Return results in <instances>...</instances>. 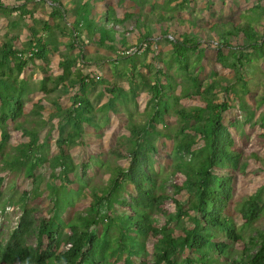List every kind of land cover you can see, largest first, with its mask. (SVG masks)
<instances>
[{"label": "trees", "instance_id": "trees-1", "mask_svg": "<svg viewBox=\"0 0 264 264\" xmlns=\"http://www.w3.org/2000/svg\"><path fill=\"white\" fill-rule=\"evenodd\" d=\"M256 1L241 14L244 22L235 23L228 17L226 22L218 21L204 29L192 19L190 28L180 29L179 11H186L191 0H166L165 10L172 13L136 18L138 28H143L139 39L131 41L133 31L118 28L135 15L118 16L109 5L101 10L108 0H0V16L9 21L11 30L4 32L0 44V155L4 157L9 150L14 131L22 130L29 137L17 146L12 160L4 163L9 174L0 176V186L6 179L13 178L12 182L18 173L34 186L32 191L24 190L16 200L10 196L4 203L17 201L23 213L10 240L0 246V264H264V230L255 226L264 215V186L239 206L242 226L230 211L234 172H244L249 158L263 164L264 158L244 144L237 146L231 128L238 120H226L236 104L247 109L236 84L248 94L244 69L264 58V33L255 25L264 17V0ZM40 4L51 9L47 19L36 16ZM111 23L113 26H109ZM156 24L161 32L154 37ZM24 28L29 37L18 46L16 41ZM58 36L68 41L64 43L66 51L59 54L61 72L55 76L50 71V56L59 50ZM158 38L169 43L171 60L161 59ZM152 40L157 44L154 50ZM88 43L106 47L115 55L105 60L89 55ZM209 47L216 51L217 64L236 72L232 80L214 69L207 81L200 78L205 69L202 61L210 62L206 56ZM142 50L152 51L153 62L159 65L154 67L149 61L137 66ZM193 55L200 67L190 74ZM109 60L116 67L115 76H102L89 69L92 65L102 69ZM38 61L44 65H38ZM174 62L185 73L180 81L170 73ZM125 63L126 67L120 69ZM37 66L42 74L39 90L44 95L33 107L39 113L46 101L55 108L51 118H58L57 153L53 155L45 153L49 136L41 141L36 125L17 127L26 114L25 97L32 92L26 95L28 81L20 75ZM137 80L150 95L145 123L130 119L126 128L129 133H122L111 151L128 162L125 166L108 163L110 179L106 183L92 181L88 175L92 162L75 163L70 149L86 145L84 138L89 130L97 137L102 135L94 111L104 97L107 101L103 108L115 114L128 99L137 104ZM125 82L128 88L123 86ZM178 87L181 92L177 94ZM67 96L69 103L64 108L62 101ZM182 98L197 104L189 109L180 107ZM263 105L264 97L257 106ZM167 115L176 118L177 130L168 129ZM251 115L254 113L246 122ZM258 122L264 130V111ZM160 123L162 129L157 127ZM167 139L174 142V163L157 167L153 156L161 153ZM47 165L51 178L60 183H48L49 216L38 221L37 207L29 202L38 195L36 186L43 181L37 172ZM223 170L226 174L220 173ZM169 182L172 193L167 188ZM84 190L91 194V202L84 211H77L71 192L79 195ZM4 194L0 191V201ZM171 201L176 206L174 213L167 209ZM69 209L73 216L67 220L64 214ZM246 229L247 241L243 233ZM33 236L35 245L28 240ZM238 241H244L245 246L241 256L235 258ZM66 244L70 248L66 249ZM226 256L227 261H223Z\"/></svg>", "mask_w": 264, "mask_h": 264}, {"label": "rangeland", "instance_id": "rangeland-1", "mask_svg": "<svg viewBox=\"0 0 264 264\" xmlns=\"http://www.w3.org/2000/svg\"><path fill=\"white\" fill-rule=\"evenodd\" d=\"M165 1L166 0H108V3L102 4L103 7L102 9H100L104 10L106 6L109 5L112 11L118 16L122 17L128 13L134 14L135 18L128 20L124 24V26H120V28L118 29L120 31H133L129 39L131 41H137L139 39L140 30L143 27L141 26L140 28H138V25L140 23H137L136 18H145L149 16L152 17V14L158 15L159 13L170 15L172 11L165 10ZM256 2V0H191V4L186 6V11H179L178 17L180 18V20L177 25L180 29L187 27L190 28V21L194 19L195 23L198 24V27L207 29L211 24L215 22H226L228 17H231L235 23L244 22L245 20L240 18L241 14L246 8L253 6ZM50 11L51 9L47 4H40L36 7V16L39 19H47L48 13ZM12 15L15 16V13H13ZM8 22L9 21L7 19H5L3 16H0V44L3 39L2 36L4 32L11 31L8 27ZM36 24L39 23L37 22ZM255 25L261 33H264V17L261 19V24L256 23ZM109 26H113V24L111 23L109 24ZM154 27L156 29V34L154 35V37H157L161 32V26L156 24L154 25ZM171 29L173 28L171 27ZM206 34L208 35V33ZM28 35L29 33L27 29L24 28L19 34V39L17 41L18 44L21 45V43L27 41L29 37ZM212 37L214 38V36ZM158 40L160 44L158 49H161V59L168 61L171 60L172 56L169 43L163 38H158ZM67 41L68 40L66 38L58 36L57 43L59 44V50L51 54L50 56V59L52 61L50 71L55 76L61 72L60 68L58 67V61L60 59L59 54L66 51V46L64 45V43ZM86 41H88V39ZM152 42L151 49L154 50L157 47V44L155 43L156 40H152ZM233 42L236 45L237 41L235 39H233ZM87 54L93 55L94 57L101 56L103 60H105L106 57H113V55H115L111 53V51H109V49H107L106 47L100 48L92 43H88ZM206 54L210 62L202 61L201 63L205 67L204 71L200 73V78L202 80L207 81V75L213 69L217 70L218 73H220L222 76H225L229 80H232V78L235 77L236 72L224 69L220 64L216 63L215 49L209 47ZM154 55L155 54L152 51H140L136 59L137 66L141 65V63L143 62L151 61L153 63V66L157 67V65H159V62H153ZM192 59L193 60L191 61V67L188 73L195 74L198 71L200 64H198V62L196 63V56L193 55ZM37 63L38 65H44L43 61H38ZM127 64L128 63L122 64L120 69H124ZM102 66V69H100L92 65L91 67H89V69L95 70L99 75L108 77L116 73V67L113 66L110 60L106 61ZM153 66L151 65V72L154 70ZM244 70L245 77L248 82L247 88L249 89V93L246 95L243 94L240 84H236V88L239 90V95L241 97H244L247 103V109L242 110L241 108H238V104H236V106L232 108L226 115V120L227 122H231L233 118L238 120V122H236V125L231 128L232 134L236 140V145L241 146L242 144H244L246 148L256 150L260 154V156L264 158V138L260 135L264 134V130L260 127L259 122L256 123L264 111V105L261 108H258L257 106L259 100L264 97V58L257 60V62L255 61L254 63L247 64ZM143 71L147 72V70ZM170 73L171 75L176 77L177 81H180L185 74L179 69V66L176 62H174ZM20 77L26 78L28 81L26 95L29 90L32 92L25 97L24 101L26 105V114L23 115L20 120H18L19 122H17V127H26L30 124L36 125L37 129L39 130V138L41 141H45L49 136V145L45 149V153H47L48 151V153H50L51 155L56 154L57 146L55 141L58 138L59 133L57 129L58 118H51V113L55 111V108L46 101L44 103L42 101L44 109H42L39 113L36 112L38 108L33 107L36 103L40 102L41 98L44 95L39 90V80L42 77L40 68H38V66L29 68L22 75H20ZM140 81L141 80H137L134 83L135 87H137L136 90L139 92L136 100L137 104L128 99L127 102H123L125 107L121 106V112L119 114H115L113 113V111L103 108V105L107 101V97H104L101 102L98 103L99 105H95L94 111L96 113L98 122L102 126V129H100L102 135L97 137L94 135V131L89 130L87 131V134L84 138L86 145L78 144L77 146L70 149V154L72 155L73 161L75 163L88 160L92 162L91 167L88 171V175L91 177L92 181L99 180L100 182L103 181V183H106L110 179L111 173L107 169L108 163L125 166L128 162L126 158H119L111 151L116 147L119 136L122 133H129L128 129L126 128L130 119L134 120V122H136L137 124L145 123V114H147L148 110L147 102L150 98V95L148 91L145 90V87L141 85ZM123 86L125 88H128L130 85L125 82ZM180 92V88L176 90L177 94ZM68 103L69 97L67 96L62 101L63 107H67ZM196 104L197 103L193 100L182 98L180 100L179 106L187 107L189 109ZM251 112L254 113V116L251 115L252 119H250V122H246ZM166 119L169 121V130H177L179 128L178 122L175 117L167 115ZM157 127L162 129V124H158ZM28 139L29 137L24 135L22 130L13 132L9 150H7L4 157L0 155V176L9 174V171L4 168V163L7 160H12L11 155L13 156L17 152V146L27 142ZM173 143L174 142L172 140H165V147L160 149L161 153L159 155L153 156V160L155 161L157 167H167L168 165H173ZM98 153L100 155H98ZM169 168H167V171L169 170ZM37 173L41 175L40 178H43V181L38 186H36V193L38 195L30 200L29 204L37 207V213L35 214V216L39 221L41 218H47L49 216V212L47 210L51 207V189L48 187V183H57L58 185L60 182L51 178V169L48 167V165L45 167H41L39 169V172ZM220 173L226 174V170L220 171ZM19 174L21 173H18L16 179L14 178L12 182L10 181V179L13 178H9L6 179V182L3 186H0V191H4L5 193L1 201H7L10 196H12L16 200L20 193H22L24 190L28 189L32 191V189H34L31 181L26 179L23 175ZM234 175L236 178L234 182L235 190L230 206V211L233 212L234 220L242 226L244 222L239 213V206L241 205L242 201H244L248 196L255 193L259 187L264 186L263 161H256L253 158H249L248 166L246 167L244 172L236 171L234 172ZM13 183L15 185L14 187L12 186ZM11 187H13V190H17V192H13ZM167 188L170 193L174 191L173 186L170 182L168 183ZM71 193H73V197L75 196L73 201L77 206V211H84L87 208L88 204L91 202V194L89 193V191L84 190V193H81L79 195L74 194V192ZM15 200V205L19 206L17 204V201ZM2 204L3 203L0 202V208L2 207ZM167 206V209L170 212H176V206L172 201L168 202ZM20 207L21 206H19V208ZM71 211L72 209H69L64 214V217L67 220L71 219L73 216H71L70 214ZM16 222L17 220L11 219V215H5L0 212L1 236L7 237L9 231L15 228ZM255 226L258 227L259 230H264V215L255 223ZM243 233L244 235H246L245 241H247L249 229H246L245 231H243ZM253 235H255V231L253 232ZM28 240L32 245L36 244L34 236L29 237ZM244 246V241H238L237 244H235L234 250L237 251V254H235V258H239L241 256V251L244 249ZM148 259L151 261V257H149ZM227 259L228 257L226 256L223 258V261H227Z\"/></svg>", "mask_w": 264, "mask_h": 264}, {"label": "clouds", "instance_id": "clouds-1", "mask_svg": "<svg viewBox=\"0 0 264 264\" xmlns=\"http://www.w3.org/2000/svg\"><path fill=\"white\" fill-rule=\"evenodd\" d=\"M0 202H2L3 204L1 205L2 207L0 208V212H2L3 214H9V215H11V219H15V220H17V222H16V226H15V228L18 226V224H19V222H20V219H21V216H22V213H23V210H22V208L20 207L19 208V206H17V205H15L16 203H9V204H6V205H4V203H5V201H0ZM8 207H15V208H18V210L19 211H16V213H11V212H9L8 210H7V208ZM14 228V229H15ZM14 229H12V230H14ZM12 230H10L9 231V233H8V236L7 237H4V236H1V234H0V246L1 245H4L5 243H7L9 240H10V233H11V231ZM70 244H66V249H68V248H70Z\"/></svg>", "mask_w": 264, "mask_h": 264}, {"label": "built area", "instance_id": "built-area-1", "mask_svg": "<svg viewBox=\"0 0 264 264\" xmlns=\"http://www.w3.org/2000/svg\"><path fill=\"white\" fill-rule=\"evenodd\" d=\"M7 210L11 213H16V211H19L18 208L15 207H8Z\"/></svg>", "mask_w": 264, "mask_h": 264}, {"label": "crops", "instance_id": "crops-1", "mask_svg": "<svg viewBox=\"0 0 264 264\" xmlns=\"http://www.w3.org/2000/svg\"><path fill=\"white\" fill-rule=\"evenodd\" d=\"M14 13H16V12H14ZM18 41V40H17ZM16 41V45H18V46H20L19 44H18V42Z\"/></svg>", "mask_w": 264, "mask_h": 264}]
</instances>
